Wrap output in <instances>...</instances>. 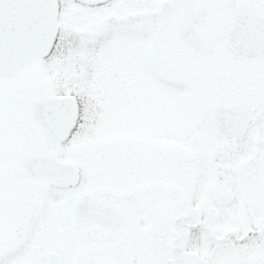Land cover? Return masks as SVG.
I'll return each mask as SVG.
<instances>
[{
	"label": "snow or ice",
	"instance_id": "obj_1",
	"mask_svg": "<svg viewBox=\"0 0 264 264\" xmlns=\"http://www.w3.org/2000/svg\"><path fill=\"white\" fill-rule=\"evenodd\" d=\"M0 264H264V0H0Z\"/></svg>",
	"mask_w": 264,
	"mask_h": 264
}]
</instances>
